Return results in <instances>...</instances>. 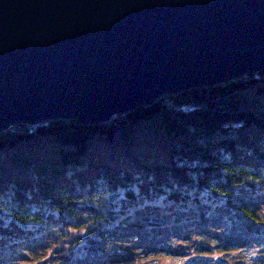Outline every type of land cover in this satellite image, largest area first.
Here are the masks:
<instances>
[{"label":"trees","instance_id":"1","mask_svg":"<svg viewBox=\"0 0 264 264\" xmlns=\"http://www.w3.org/2000/svg\"><path fill=\"white\" fill-rule=\"evenodd\" d=\"M256 224L264 70L164 93L105 120L0 129V252L57 243L45 256L33 249L30 264H148L164 249L187 254L181 264H264ZM73 229L82 231L69 237ZM3 255L0 264H14Z\"/></svg>","mask_w":264,"mask_h":264},{"label":"water","instance_id":"2","mask_svg":"<svg viewBox=\"0 0 264 264\" xmlns=\"http://www.w3.org/2000/svg\"><path fill=\"white\" fill-rule=\"evenodd\" d=\"M264 70V0H0V129L105 120Z\"/></svg>","mask_w":264,"mask_h":264},{"label":"rangeland","instance_id":"3","mask_svg":"<svg viewBox=\"0 0 264 264\" xmlns=\"http://www.w3.org/2000/svg\"><path fill=\"white\" fill-rule=\"evenodd\" d=\"M151 202H154L153 199L150 200ZM149 201V202H150ZM156 201H160V198L156 199ZM108 202V201H107ZM105 201V206L109 207L108 203ZM110 204V203H109ZM127 212L131 211V207H127L126 208ZM68 218H70V221L73 224H81V220L79 218H74V216H68ZM74 219V220H73ZM256 226H260V227H264V224H256ZM80 230V229H79ZM79 230H70L68 232L69 237H73V235H76L77 232H81ZM56 242H53L52 239L46 238L42 244H40L38 247L34 246L33 249H35V252L37 255L39 256H45L48 255V253H50V251L47 249L49 247H51L52 245H56ZM171 245H173V243H171ZM57 246V245H56ZM250 246V245H249ZM59 247V246H58ZM66 247V246H64ZM171 247V246H169ZM61 250H63V247H59ZM31 248H27V244H25L23 241L19 244H17V246H15L13 249H11V251H9L8 249H1L0 255H3L4 253L10 254L8 260H10L12 263L14 264H30L29 261L32 259L31 258V251L33 250ZM166 249H164V252L162 251L160 254L157 255H152L151 257L148 258L149 263L148 264H181L183 263V259L188 258L189 256L187 254L185 255H172V254H168V252H165ZM254 248L252 246H250L247 251H246V255H245V259H247L248 254H252L254 252ZM212 253L214 254H218L217 252L213 251ZM30 255V256H29ZM33 256V255H32ZM175 258L178 259V261H182L180 263H174L172 262V260ZM6 258V256H5ZM235 258V257H233ZM16 261V262H15ZM33 263H36V261L31 260ZM145 261V260H144ZM141 262V261H140ZM143 262V261H142ZM32 264V263H31Z\"/></svg>","mask_w":264,"mask_h":264},{"label":"bare ground","instance_id":"4","mask_svg":"<svg viewBox=\"0 0 264 264\" xmlns=\"http://www.w3.org/2000/svg\"><path fill=\"white\" fill-rule=\"evenodd\" d=\"M29 123V122H28Z\"/></svg>","mask_w":264,"mask_h":264}]
</instances>
